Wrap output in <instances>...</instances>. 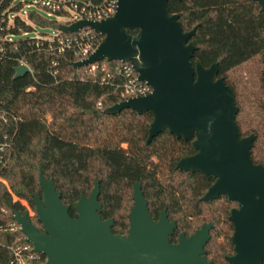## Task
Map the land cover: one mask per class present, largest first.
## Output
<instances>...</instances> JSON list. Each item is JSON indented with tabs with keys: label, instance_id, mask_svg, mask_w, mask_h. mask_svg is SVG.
<instances>
[{
	"label": "trees",
	"instance_id": "16d2710c",
	"mask_svg": "<svg viewBox=\"0 0 264 264\" xmlns=\"http://www.w3.org/2000/svg\"><path fill=\"white\" fill-rule=\"evenodd\" d=\"M169 9L180 14L185 31L196 27L191 38L198 46L191 59L193 64L196 59H201L207 67L217 62L219 75L233 86L240 107L237 115L240 130L243 135L257 134L252 158L264 164V12L261 6L254 0H170ZM29 17L43 28L58 29L67 22L45 16L38 9L30 11ZM17 22L27 28L24 20L17 18ZM30 27L36 31L32 24ZM128 31L138 32L137 29ZM98 38L100 43L103 36L99 34ZM18 41L16 55L27 61L33 72L15 78L19 62L8 57L0 61V111H15L22 119L13 155L4 172L8 185L0 193V264H8L11 252L5 244L18 234L7 230L12 217L3 208L28 214L29 207L36 212L33 195L43 196L41 170L47 178L54 179L73 217L78 215L81 195H89L98 180L102 218H113L112 230L120 234L128 232L134 184L139 181L152 217L157 220L167 208L169 218L176 219L178 227L171 235L172 242L178 241L182 231L191 235L211 221L214 227L206 255L214 264H231L225 256L233 250L234 224L229 215L235 202L227 197L224 203L202 201L212 181L201 172L185 173L176 168L177 160L193 151L191 142L177 139L167 129L146 143L153 120L151 111L138 113L125 108L120 113H105L107 107L118 101L109 94L110 84L96 82L89 75L85 80L75 77L77 69L67 53L30 52L22 37ZM54 56L60 59L56 78L48 70ZM251 61L257 64L249 70L251 80L235 75L237 68ZM100 100L101 108L98 107ZM47 112L51 113V121ZM29 217L43 229L36 213ZM222 235L221 242L218 239ZM217 258L222 262H217Z\"/></svg>",
	"mask_w": 264,
	"mask_h": 264
},
{
	"label": "water",
	"instance_id": "95a60500",
	"mask_svg": "<svg viewBox=\"0 0 264 264\" xmlns=\"http://www.w3.org/2000/svg\"><path fill=\"white\" fill-rule=\"evenodd\" d=\"M170 0H118L117 12L102 20L80 19L60 25L66 33L90 26L103 36L89 57L74 61L75 68L96 61H127L140 81L152 91L130 97L105 109L120 113L131 108L138 113L151 111L146 143L169 130L179 138L193 140L196 153L178 160L177 167L199 171L214 183L203 195L208 201L227 195L237 202L229 216L234 224L232 243L235 254L231 264H261L264 261V164L252 158L257 134L242 135L237 115L236 92L219 75L215 62L205 66L192 57L198 46L191 39L196 27L185 31L180 14L169 9ZM264 12V0H254ZM128 29H137L132 34ZM25 64L16 67L15 78L26 75ZM264 83V71H263ZM43 196L33 195L40 229L27 213L14 210L12 218L47 260L38 264H213L206 245L211 238L212 222L204 223L193 234L181 232L177 242L171 235L177 222L169 219L167 208L155 220L149 209L142 183L134 184V204L129 213L126 234L114 233V219H103L99 200L100 182L96 180L89 195L78 200V215L62 201L53 178L40 171Z\"/></svg>",
	"mask_w": 264,
	"mask_h": 264
},
{
	"label": "built area",
	"instance_id": "2783aa9c",
	"mask_svg": "<svg viewBox=\"0 0 264 264\" xmlns=\"http://www.w3.org/2000/svg\"><path fill=\"white\" fill-rule=\"evenodd\" d=\"M35 9H44L47 16L66 19L63 24H71L80 19L102 20L113 16L118 9V0H0V61L4 58L16 59L19 65L25 64L29 71L33 72L32 66L16 55L19 49V39L22 37L30 52H54L57 55L69 54L73 61L83 60L99 45L97 33L90 26H84L76 32L66 33L59 27L52 34L42 33L34 37V29L30 27L33 21L29 17L32 6ZM24 11L23 15L21 12ZM17 18L24 20L27 28L17 22ZM48 29V28H46ZM18 32V33H17ZM18 65V66H19ZM60 69V59L54 56L49 64L48 70L55 78ZM74 76L85 80L87 76L94 77V80L101 84H110L112 90L110 96L118 99L117 102L130 97L146 95L152 91V87L145 81H140L138 73L133 65L127 61H107L106 59L96 61L89 65L76 68ZM102 100L98 107H102ZM22 119L15 111H0V128L5 127L6 131H0V193L3 187L8 185L4 172L13 155L14 145L18 137V126ZM14 199H18L14 196ZM23 203L28 206L27 201ZM29 216L35 215V211L29 208ZM5 213L9 212L3 208ZM7 230L17 232L16 237L8 244H5L11 252L8 264H38L47 260V257L34 249L32 242L27 240L26 235L21 231V225L12 218L7 225Z\"/></svg>",
	"mask_w": 264,
	"mask_h": 264
},
{
	"label": "rangeland",
	"instance_id": "374dc122",
	"mask_svg": "<svg viewBox=\"0 0 264 264\" xmlns=\"http://www.w3.org/2000/svg\"><path fill=\"white\" fill-rule=\"evenodd\" d=\"M36 5H33L32 6V8L33 9H35L36 7H35ZM41 14H43V15H47V13H46V11L44 10V9H41V10H38ZM23 15H25L24 14V11H22L21 12ZM50 18H56L54 15L52 16V17H50ZM33 26H34V28L36 29V31H34L33 33H32V35L34 36V37H36V36H40L42 33H49V34H52L53 32H55L56 30L55 29H52V28H48V29H46V28H43V27H41L40 25H37V24H35V23H33ZM256 63H255V61H251V62H248V63H245V64H243L242 66H240L239 68H237V70L235 71V75L236 76H243V78L245 79V80H248V79H250L251 80V77H250V71L249 70H253L255 67H256ZM251 92H253V90L251 89ZM249 96H253V95H249ZM254 110V109H253ZM46 116L48 117V119H49V121H51V113L50 112H47L46 113ZM253 117H254V120L255 121H257L258 120V118L255 116V115H253ZM124 146H127V144L125 143V144H123ZM222 239H223V235L221 236V237H219V241H221L222 242ZM217 262H219V263H221L222 262V260H220L219 258H217Z\"/></svg>",
	"mask_w": 264,
	"mask_h": 264
},
{
	"label": "flooded vegetation",
	"instance_id": "af4514ba",
	"mask_svg": "<svg viewBox=\"0 0 264 264\" xmlns=\"http://www.w3.org/2000/svg\"><path fill=\"white\" fill-rule=\"evenodd\" d=\"M163 132V131H162ZM175 135V134H174ZM243 135V134H242ZM176 136V135H175ZM176 138L177 139H181V140H183L184 142H188V141H190L191 142V145H192V147H193V151L192 152H190V153H186V154H183L179 159H181L182 157H184V156H186V155H191V154H194V153H196L197 152V150L194 148V146H193V140L192 139H189V140H184L183 138H179V137H177L176 136ZM153 159L154 160H157V157L156 156H153ZM178 159V160H179ZM178 160H177V162H178ZM177 162H176V168L178 169V170H180V171H183V172H185V173H188V172H191V173H194V172H192V171H186V170H183V169H181V168H178L177 167ZM195 172H199V171H195ZM203 174V173H202ZM206 177V176H205ZM207 178V177H206ZM209 179V178H208ZM209 180H211L212 181V183H211V185L214 183V181H215V178H210ZM210 185V186H211ZM209 186V187H210ZM209 189V188H208ZM208 189H207V191H208ZM206 191V192H207ZM205 192V193H206ZM205 195V194H204ZM203 197V196H202ZM202 197H201V199H202ZM225 197H227V195H220L218 198H215V199H213V200H216L217 201V203H219V201H221L222 203H224L225 202ZM228 198V197H227ZM213 200H208V201H213ZM202 201H204V200H202ZM231 201V200H230ZM232 202H235V201H232ZM238 206V204H237V202H235V205H232V207H231V210H232V208H234V207H237ZM221 212V211H220ZM230 214H231V211H230ZM230 216V215H229ZM170 219V218H169ZM230 219V218H229ZM156 220V219H155ZM158 220V219H157ZM171 220V219H170ZM173 220H175L176 221V219H173ZM231 221V220H230ZM177 222V221H176ZM211 222V221H210ZM213 223V222H212ZM233 223V222H232ZM214 224V223H213ZM203 225V224H202ZM177 227H178V223H177ZM213 229V228H212ZM212 231V230H211ZM183 232V231H182ZM187 234V233H186ZM188 235V234H187ZM189 236V235H188ZM225 241V240H224ZM226 242V241H225ZM231 242H232V240H231ZM233 254H235V250H234V245H233V250H232V252L229 254V255H226L225 256V258H226V260H227V256H230V255H233ZM227 262L228 263H230L228 260H227ZM214 264V263H213Z\"/></svg>",
	"mask_w": 264,
	"mask_h": 264
}]
</instances>
